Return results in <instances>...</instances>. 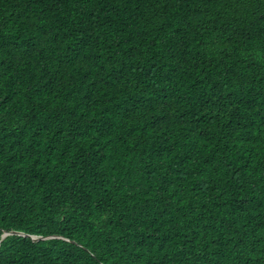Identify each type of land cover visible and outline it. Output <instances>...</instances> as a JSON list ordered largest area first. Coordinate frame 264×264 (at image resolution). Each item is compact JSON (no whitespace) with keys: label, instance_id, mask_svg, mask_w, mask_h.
<instances>
[{"label":"trees","instance_id":"obj_1","mask_svg":"<svg viewBox=\"0 0 264 264\" xmlns=\"http://www.w3.org/2000/svg\"><path fill=\"white\" fill-rule=\"evenodd\" d=\"M0 264H264V0H0Z\"/></svg>","mask_w":264,"mask_h":264},{"label":"water","instance_id":"obj_2","mask_svg":"<svg viewBox=\"0 0 264 264\" xmlns=\"http://www.w3.org/2000/svg\"><path fill=\"white\" fill-rule=\"evenodd\" d=\"M9 235H17V236H22V237H28L27 234L23 233V232H18V231H11V232H6L4 234H2L1 239L5 238L6 236ZM31 240L37 242L39 240H46V239H51V238H57V236H30Z\"/></svg>","mask_w":264,"mask_h":264}]
</instances>
